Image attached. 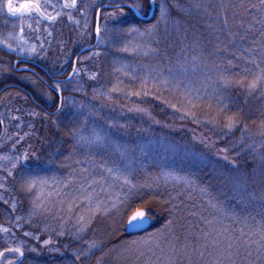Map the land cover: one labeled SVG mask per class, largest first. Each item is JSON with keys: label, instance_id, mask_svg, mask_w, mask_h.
Instances as JSON below:
<instances>
[{"label": "trees", "instance_id": "obj_1", "mask_svg": "<svg viewBox=\"0 0 264 264\" xmlns=\"http://www.w3.org/2000/svg\"><path fill=\"white\" fill-rule=\"evenodd\" d=\"M165 2L170 10L166 23L156 17L161 0L151 23L139 21L126 7L123 15L120 10L105 13L116 14L108 33L110 46L96 56L94 69L84 72L82 92L63 93L57 116L48 117L30 99L23 109L38 114L25 113L23 121L16 114L20 111L14 112L18 105L13 108L11 117L18 122L8 132L22 134L20 151L30 161L18 168V179H9L0 208L6 225L26 244L18 264H213L218 259L221 264H264V249L251 240L243 243L264 223V162L259 159L264 137L255 135L264 121V88L250 94L246 86L224 87L220 81L221 75L239 73L248 77L246 85L259 71L257 65L264 66V4ZM192 3L201 7L183 10ZM130 27L138 31L130 33ZM6 83L29 89L47 112L58 109L20 78ZM224 105L225 112L217 115ZM233 115L239 123L229 131L224 124ZM75 132L88 142L74 138ZM27 181L46 183L29 192ZM89 184L88 195L102 210L96 214L93 206L92 216L98 217H93L88 235L64 229V220L50 228L40 218L49 215L33 209V200L46 188L77 193L83 200L81 188ZM80 207L89 211L84 204ZM137 209L149 212L154 222L144 235L130 236L126 222ZM217 229L240 237L238 250L221 253L201 238ZM154 235L151 244L133 243ZM47 240L50 245L42 244ZM157 240L163 251L155 247ZM88 241L97 247L89 249ZM131 245L138 249H129ZM226 245L221 242L222 248Z\"/></svg>", "mask_w": 264, "mask_h": 264}, {"label": "flooded vegetation", "instance_id": "obj_2", "mask_svg": "<svg viewBox=\"0 0 264 264\" xmlns=\"http://www.w3.org/2000/svg\"><path fill=\"white\" fill-rule=\"evenodd\" d=\"M0 2H4L5 6V15L0 13V39L5 40L4 38L7 37H12V39H14L15 37L20 40V37L23 36L26 41L30 42V44H35L39 48L38 54L35 58L29 60L12 58V55L7 54L0 46V64L12 67V70L15 72H17L18 69L25 67L32 69L37 72L39 76L30 72L26 73L36 77V79L49 88L57 98L58 96L56 92L51 89V86L55 87V85L65 83L64 81L73 71L74 63L79 57L81 51L94 46L96 42V18L98 10L105 5H112L113 3L112 0H76V5L73 7L71 6L72 0H45L46 4L51 5H44L41 8V11L44 13V15L41 16L35 10L17 12L13 15L8 12L7 5L9 0H0ZM11 2L14 8H20L24 4H34L33 1L29 0H11ZM66 4L68 6H65ZM91 6H93L95 17L93 34L91 33L92 29L88 22L89 9L87 10V8H90ZM61 8L65 10L64 15H61ZM106 12L107 11L103 12L101 17V28L103 17L104 23L110 19L104 15ZM48 17H52V19H49ZM101 48L100 39V44L96 48L86 52L79 58L77 72L79 70H93L95 67L96 54L101 52ZM4 56H10V58L4 59ZM16 63H18L17 67ZM51 72H66V74L52 75ZM18 87L19 88L9 90L4 95L11 91H17L22 94L24 98H29V96L22 90L24 88L22 86ZM1 90L2 88L0 91ZM1 116L0 113V137L3 124L5 127V135L0 141V150L5 147L7 142H10L7 134L8 129L6 128V122ZM5 181L6 180L2 179L0 170V205L1 200H4L5 197L4 193L7 187ZM1 214L0 208V228L9 229L5 223L6 220L1 217ZM2 243L5 244L6 240L4 239L3 241H0V245ZM1 246L6 245L2 244ZM3 259H0V264L3 263ZM16 259L17 260L13 264H18L23 257H19L17 254Z\"/></svg>", "mask_w": 264, "mask_h": 264}, {"label": "rangeland", "instance_id": "obj_3", "mask_svg": "<svg viewBox=\"0 0 264 264\" xmlns=\"http://www.w3.org/2000/svg\"><path fill=\"white\" fill-rule=\"evenodd\" d=\"M29 1H33L34 3H39L41 8L44 5H51V4H46L45 0H29ZM0 13L4 14V2H0ZM2 9V10H1ZM89 9V10H88ZM57 10V9H56ZM88 10V22L89 25L92 29V34H93V23H94V10H93V6H91L90 8H87ZM65 10H63L61 8V15H64ZM151 12V5L150 8H146V2L145 0H143V7L140 10V13L143 14L144 16L148 17L149 14ZM161 12L160 10L157 13L156 17H161L160 16ZM105 16L109 17L110 19L107 20V22H103L102 24V33H101V49H108L110 46V40H109V36L108 33L111 32V28L110 27V21L112 24V21L114 20L112 13L108 12L107 14H104ZM136 16V15H135ZM137 17V16H136ZM155 17V19H156ZM109 21V22H108ZM110 28V29H109ZM0 39V46L1 49L3 51H5L7 54L12 55V58H19V59H34L35 56L38 54V47L35 44H30V42L26 41L23 36L20 37V40L18 38L12 39V37H7ZM8 45H11V47H8ZM100 52H98L96 54V56L99 55ZM4 59L6 58H10V56H4ZM17 65V63H16ZM85 71H91V70H79L77 73L76 78L74 79L73 82L71 83H63V84H59V85H55V87L62 93H74V94H78V92H82V86L84 85V83H82V78L84 77V72ZM57 75H65L66 72H59L56 73ZM18 75V76H17ZM89 75V74H88ZM39 76V75H37ZM11 77L14 78H20L21 79V84L26 85L27 87L31 88L33 93L39 97L44 103L48 104L49 107L53 108L56 106H59L60 101L58 102V98L55 96L54 93L51 92V90L49 88H47L42 82H40L38 79H36V77H34L33 75L29 74V73H17L14 70H12V67L0 64V89L4 88L6 86L9 85V83H6L8 81V79H10ZM24 88V87H23ZM26 88H24L25 90ZM26 91H29V89H26ZM264 91V90H263ZM31 93V92H30ZM4 98L0 101V113H1V117H3V119L6 122V128L7 129H14V124L17 123L18 121L15 120L12 116V111H14L13 108H15V105H18L15 109L14 112H18V110L20 111L21 114L16 113L17 115L21 116V120L24 121V114H29L30 116H32L34 113L38 114L37 111H33L32 109H27L24 110L23 106L26 103L27 100H29V98L22 96V94H20L17 91H11L9 93H7L6 95L3 96ZM62 99V98H61ZM62 104H63V99H62ZM58 115V114H57ZM57 115H49L48 117H53V116H57ZM29 117V116H27ZM54 118V117H53ZM8 124V125H7ZM260 132V129L258 130V133H255V135H258ZM8 137H9V141L5 144V147H3L2 150H0V157H5V159H0V170H1V175H2V179L6 180L5 182L8 183L10 180L9 179H18L19 176V171L18 168L21 165L24 164H29L28 162L30 161L29 158L27 159V161H25L23 159L24 157V152H21V146L23 144V136L18 135L16 136L13 132H8ZM260 135V134H259ZM261 136V135H260ZM264 137V136H262ZM19 138V139H18ZM22 138V141L19 142V140ZM19 157V160H16V158ZM13 161H16V167H13ZM41 192H43V194L46 195V197L44 196L43 201H45L43 204L45 206V208L50 209L51 206H54L53 208H57L59 206L58 209L60 210H51L50 211H46L43 212V215L47 214L49 215V218H47L48 216H43L40 218L45 219V225L49 226L46 224V220H48L51 224H50V228L51 226H55V225H60L61 221L64 220V229H72L75 231H77V229L81 226L79 221H78V217L83 214L85 217V221L88 223V221L90 220V224L86 227V230L84 231V235H88V231L90 230L89 227L92 225L93 217L95 216L96 218L98 217L96 214H98L102 208H101V204L100 203H95V205L92 203V208L94 206V210L96 212V214L94 213V216L92 211H85V209H83L84 207H80V208H75L73 209L72 212H68L67 211V205L69 202V197H76L78 196L77 193H69V194H65L64 191H61V189L59 191H57V193H55L53 191V193L51 191L48 190V188L42 190ZM5 197L4 200L6 198V192L4 193ZM4 196V195H3ZM63 202V203H61ZM83 204V203H82ZM100 204V205H98ZM98 206V207H97ZM141 210V209H140ZM39 212L40 211H36ZM42 213V212H41ZM91 213V214H90ZM54 216V219L53 217ZM63 216L64 219L61 220L59 219V217ZM93 219V220H92ZM10 223V221H9ZM59 223V224H58ZM15 226V224H14ZM62 226V225H60ZM22 228H25V226H20ZM58 227V226H56ZM49 228V227H48ZM2 229H6V228H0V241H3L4 239L6 240V243H2L3 245L6 246H1L0 252H4L6 249L8 248H21L23 251L25 250V243L21 240H18L17 235L15 234V229L14 228H10L7 229V231H3ZM150 231V230H149ZM81 234V232H80ZM144 235V234H142ZM30 236V235H29ZM32 237V236H31ZM39 241V240H38ZM50 241V240H47ZM144 240L140 239L137 240L136 242H143ZM40 243V242H39ZM51 243V242H50ZM50 243L45 244V242H43L42 244L44 245H50ZM89 243V241H88ZM142 246L143 243H136L135 246ZM135 246L129 247V249H138V247L136 248ZM88 249V248H87ZM89 251V249L87 250ZM128 252V249H127ZM5 256L3 259V263L2 264H8V261L11 260L13 263L17 260V254L15 253H10L5 251Z\"/></svg>", "mask_w": 264, "mask_h": 264}, {"label": "snow or ice", "instance_id": "obj_4", "mask_svg": "<svg viewBox=\"0 0 264 264\" xmlns=\"http://www.w3.org/2000/svg\"><path fill=\"white\" fill-rule=\"evenodd\" d=\"M148 2L153 6L157 5V0H148ZM261 3L264 4V0H261ZM75 5H76V0H72L71 6L75 7ZM65 6H68V5L66 4ZM116 7H119V5H117ZM128 7L135 12H139L143 7V0H129ZM200 7H201V5L199 3H192L189 8H186L183 10L191 12V10L193 8L198 9ZM7 8H8V12L13 14V15H15L17 12H24V11H31V10H35L41 16L44 15V13L41 11V6L39 3L24 4L20 8H14L12 6L11 0H9ZM159 10L161 12V19L166 23L167 18L170 15V10L168 9V6H167L165 0H161V3L159 4ZM123 14H124V11H123V9H121L120 15H123ZM112 15H113V18L115 19L116 14L113 13ZM48 18L52 19V17H48ZM225 23H226V21H225ZM156 29H157V25H153V30H156ZM128 31L131 33V32L138 31V29L135 27H130L128 29ZM96 32H97V35L99 36V33H100L99 25H97ZM8 47H11V45H8ZM124 50L127 51V49H124ZM193 59H195V57ZM257 68L259 69V71L252 74L251 79L249 80V82L246 85L244 84V81L247 80L248 77L245 76V77L241 78L239 73H236L231 77L221 75L220 81L222 82L224 87H229L234 83L237 85H240L242 87L246 86L249 90V93L251 94L252 92L257 90V88H264V66H261L260 64H258ZM73 71H75V69H73ZM133 94L134 95H140V93H133ZM188 103L190 105H192L193 107L196 106L195 104H193V101L191 99L188 100ZM209 108H211V105H209ZM226 108H227L226 105L218 108L217 109V115L225 112ZM213 119H215V117H213ZM238 123H239V119L237 118V116L233 115V116L228 117L226 123L224 124V127H226L229 131H231L233 128H235L238 125ZM246 130L247 129H245V131ZM259 134L261 136H264V121L260 122ZM73 136H74V138L78 136L79 140L84 141V142H88V139H89V138L85 137L80 132L73 133ZM0 159H5V157H0ZM23 159L25 161H27V159H28L27 153L24 154ZM225 159H227V157H225ZM259 159L262 162H264V156H260ZM16 160H19V157H17ZM12 166L16 167V161H13ZM125 182L127 183V181H125ZM44 183H46V182H43V181H27L25 183V188L27 191L31 192L34 188H37L38 185L42 187ZM93 183H95V181ZM68 186H69L68 184L64 185V187H68ZM91 187H92L91 184H89L87 186V188H84L82 186L81 191L83 194V200H81L80 196L69 197V202L67 205V211L69 213L72 212L73 209H75V208H80L82 203L84 205H86L87 210H92V199L88 195V189H90ZM43 197H44V194H43V192H41L40 195L36 196L35 199L33 200L32 204H33V209L35 211H40L42 213L46 212V211H50V209L45 208L44 204L41 202L43 200ZM61 203H63V202H61ZM128 211H130V209L126 210V212H125L126 215H127ZM146 218H147V212L140 210V209H137L134 212H132V214L128 217L127 226L132 227L134 225L142 223ZM59 219L63 220L64 217L61 216V217H59ZM78 221H79L81 226L77 229V233L84 232L86 230V227H87V222L85 221V217L83 214H81L78 217ZM169 223H171V222H169ZM2 230L7 231V229H2ZM214 231H215V235H213L212 232H207V233H204V235L201 238L205 241H208L212 245L213 248L219 249L221 251V253H223L224 251H230L233 247H237V250H238V246L241 243L240 237H227L224 234V232L226 230L217 229ZM62 234L63 233H61V235ZM25 235H28V233H25ZM244 235H246V234L243 232V230H241V236H244ZM254 236H258V239H253ZM209 237H211V240H209ZM153 239H155V235L153 236V238L148 239L146 241L133 242V243L134 244L143 243L144 245H147V244H151L153 242ZM249 240H251L253 243L257 244L259 248L264 249V223L260 224L257 229L252 231L251 235L248 236V239L243 240V243L248 244ZM222 241H227L226 249L221 247ZM48 243H50V241H45V244H48ZM168 244H169V247H172V248L175 247L171 241H168ZM204 246L206 247L207 245H204ZM95 247H97V245L94 241L88 243L89 249H92ZM155 247L161 248V242L159 240L156 241ZM187 247H188V245L185 244V248H187ZM5 251L18 254L19 257L24 256V251L21 248H8ZM33 251H35V249H33ZM161 251H163L162 248H161ZM201 255H202V253H201ZM4 256H5V253L0 252V259H3ZM76 259L77 260L80 259V253L79 252H77V254H76ZM8 264H13V262L11 260H9ZM167 264H171V261L169 260L167 262ZM213 264H221V261L219 259L215 260V261H213Z\"/></svg>", "mask_w": 264, "mask_h": 264}, {"label": "water", "instance_id": "obj_5", "mask_svg": "<svg viewBox=\"0 0 264 264\" xmlns=\"http://www.w3.org/2000/svg\"><path fill=\"white\" fill-rule=\"evenodd\" d=\"M117 5H105L103 7H101L99 10H98V13H97V18H96V28H97V25H99L100 27V23H101V17H102V13L106 10H118V9H124L125 7L130 9L128 7V5H119V7H116ZM132 10V9H130ZM133 11V10H132ZM156 11H157V5L153 6L151 5V12H150V15L148 17L144 16L143 14L139 12H134V14L137 16V18L141 21V22H145V23H151L154 19H155V16H156ZM100 37H101V28H100V33H99V36L97 35V32H96V42L94 44V46H92L91 48H87L83 51H81L79 57L76 59L75 63H74V69L75 71H72L71 74L69 75L68 78L65 79L64 82H70L73 80V78L75 77L76 75V72H77V68H78V60L79 58L85 54L86 52H89L91 50H93L94 48H96L99 43H100ZM20 62H24V61H20ZM18 62V63H20ZM17 63V64H18ZM17 67V65H16ZM18 72L19 73H22V72H31L35 75H38L37 72L33 71L32 69L30 68H21V69H18ZM14 88H19L18 86L16 85H8L4 88H2V90L0 91V97L8 90H11V89H14ZM51 89L54 90L56 92V94L60 97V104L58 106V109L55 111V112H47L45 110V108L38 102L35 101V99L33 98L32 94L24 89H22L28 96L29 98L31 99V101H33L38 107H40L41 109H43L45 112H47L48 115H57L61 112V109H62V94L60 91H58L57 89H55L54 87L51 86ZM4 134H5V128L3 127L2 129V135L0 137V141L3 139L4 137ZM142 210V209H141ZM145 211V210H143ZM147 212V211H146ZM153 218H152V215L147 212V218L142 222V223H139L137 225H134L132 227H129L127 226V222H126V226H125V231L128 235L130 236H139V235H142V234H145L147 233L152 225H153Z\"/></svg>", "mask_w": 264, "mask_h": 264}]
</instances>
